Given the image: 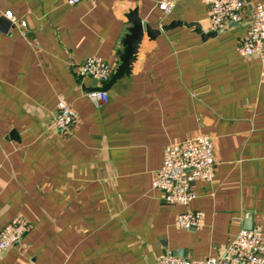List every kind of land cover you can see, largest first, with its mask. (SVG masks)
<instances>
[{
  "label": "crops",
  "instance_id": "0c3cea01",
  "mask_svg": "<svg viewBox=\"0 0 264 264\" xmlns=\"http://www.w3.org/2000/svg\"><path fill=\"white\" fill-rule=\"evenodd\" d=\"M246 1L241 21L205 35L206 0L168 12L157 0H0V229L19 212L31 223L0 264H156L165 250L219 255L241 228L264 231V63L238 50L264 0ZM132 17L159 31L144 28L130 71L95 101L78 64L99 55L113 74ZM58 94L77 113L68 131L53 125ZM201 133L213 180L192 183L189 205L165 201L152 185L163 149ZM188 209L203 211L199 228L175 224Z\"/></svg>",
  "mask_w": 264,
  "mask_h": 264
},
{
  "label": "built area",
  "instance_id": "2783aa9c",
  "mask_svg": "<svg viewBox=\"0 0 264 264\" xmlns=\"http://www.w3.org/2000/svg\"><path fill=\"white\" fill-rule=\"evenodd\" d=\"M66 1L73 4L80 0ZM206 1L212 30L218 31L227 22L241 21L244 18L246 0ZM176 2L177 0H157V6L163 12H168ZM4 14L13 21L16 18L10 9H5ZM20 23L24 25L25 20ZM238 50L243 55L256 54L264 63V1L253 4L251 21ZM78 74L93 78L101 86L110 79L112 66L102 56L90 55L78 64ZM86 93L95 101L108 99L106 89H89ZM77 118L74 107L64 95L58 94L53 125L57 129L68 131ZM216 169L213 137L201 133L165 146L161 164L153 174L152 185L161 191L165 201L189 205L197 196L192 183L198 179L212 181ZM203 218L201 209H188L178 214L175 224L199 228L203 224ZM30 228V221L22 213L15 214L0 229V252L18 242ZM156 264H264V231L259 226L241 228L219 255L195 258L165 250L158 255Z\"/></svg>",
  "mask_w": 264,
  "mask_h": 264
},
{
  "label": "water",
  "instance_id": "95a60500",
  "mask_svg": "<svg viewBox=\"0 0 264 264\" xmlns=\"http://www.w3.org/2000/svg\"><path fill=\"white\" fill-rule=\"evenodd\" d=\"M177 23H184V22L179 21ZM173 24H176V22H174ZM185 24L192 25L193 23L185 22ZM170 26L171 25H163L162 28H167ZM144 28L148 33H152V32L154 33V32L159 31V29H151V27L148 24L143 25L139 17H136V18L132 17V25L129 28V33L125 35L124 40H123L125 44L124 49L122 52L119 53L120 55L119 65L117 66L114 73L111 75L110 79L107 82L103 83V85L101 86H98V85L91 86L89 89H95V88L96 89H106L109 86V84L112 81H114L117 77H120L124 73H128L130 71L131 63L136 57L137 48L143 36ZM218 31L211 30L205 33V35L215 34Z\"/></svg>",
  "mask_w": 264,
  "mask_h": 264
}]
</instances>
